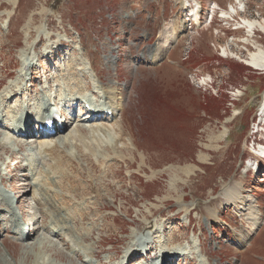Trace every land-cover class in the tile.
Returning a JSON list of instances; mask_svg holds the SVG:
<instances>
[{"label": "rangeland", "instance_id": "rangeland-1", "mask_svg": "<svg viewBox=\"0 0 264 264\" xmlns=\"http://www.w3.org/2000/svg\"><path fill=\"white\" fill-rule=\"evenodd\" d=\"M182 1L0 0V96L15 89L21 56L35 48L41 53L35 51L29 63L39 80L53 76L54 84L62 86L68 79L73 89L88 85L84 95L94 102L99 88L89 64L90 73L79 80L83 39L87 55L124 109L114 117L121 120L123 139L102 137L104 142L94 148H88L90 134L77 138L78 125L88 132L115 121L72 118L63 138L77 136L67 147L74 162L69 166L70 157H64L65 165L53 162L57 174L51 178L45 173L53 174L52 163L38 156L34 171L23 173L29 164L27 145L37 141L36 132L31 139L17 136L7 144L0 130V192L9 201L5 210L12 209L19 221L28 215L30 221L21 224L30 234L28 226L42 225L38 208L43 204L52 216L60 202L69 206L61 207L69 227L61 242L52 231L18 241L1 228L0 264H134L141 258L152 264L179 247L187 254L172 256V264H264V160L256 158L264 150H253L251 143L264 142V132L255 126L264 125V71L249 67L252 54L264 49V0H189L186 6ZM195 2L200 25L191 21ZM249 23H256L254 30ZM164 28L178 40L161 61L151 63L155 44L166 42ZM157 31L164 36L156 42ZM58 50L60 55H49ZM15 103L10 98L2 103L1 115H11ZM36 174L38 186L31 195ZM235 185L245 203L249 200L260 211V224L244 246L237 238L254 227L241 212L244 204L232 205L223 195ZM95 198L97 207L88 209ZM88 210L90 218L80 217ZM190 215V223L201 227L197 236L188 232ZM62 225L55 220L54 226ZM135 236L143 238L135 240L144 250L128 262L124 257ZM150 246L153 251L146 256Z\"/></svg>", "mask_w": 264, "mask_h": 264}, {"label": "bare ground", "instance_id": "bare-ground-1", "mask_svg": "<svg viewBox=\"0 0 264 264\" xmlns=\"http://www.w3.org/2000/svg\"><path fill=\"white\" fill-rule=\"evenodd\" d=\"M13 2H15V1H13ZM188 3H189V0H183L182 1V6H186ZM190 4L192 5L191 2H190ZM194 7H196V9L194 8V10H193L192 22L195 23V25H200L201 19H199L200 14H199V12L197 10L198 9V4L196 2H195V6ZM248 25H249L250 29L254 30L255 26H256V23H249ZM261 28L264 30V23H263V25H261ZM165 32H166L165 28H164V35L165 36L163 35L162 31L158 32L156 42L160 41L163 36H164V39L166 40V42H164V43H158V42L156 43L155 42L156 44L154 46L153 55H152V57L150 59L151 63H154V62H157V61L161 60V58L164 56L165 52L168 51L172 47V44L176 43V41L178 40V36L176 34H174L172 36H169V35L165 34ZM27 34L28 35H27L25 40H27V38L30 37V32H28ZM80 50L82 51V53H81V56L79 57V61L81 62L79 65H83V69L79 71L80 77H81V78H79V80H81V81L85 80V77L88 76V74L90 73V71L87 72L88 68H90L89 70L92 71V73L94 74L95 79H97L99 90H101L103 95H104V97L102 99L104 100L105 104H107L109 106V109H106V110H112L114 112V114H113V116L111 118L110 117H106L105 114L103 113L104 111L102 112V111H100L101 110L100 108L98 109V108H96V106L92 105V107H93L92 111L95 113V115H94V119L91 120V121H88V122L95 123V121H108L109 119H112L111 121H115L114 120L115 116H118V115L122 116L121 114H123V110L124 109H123L122 102L115 95L114 89L111 86H107L106 85L105 81L103 80V78L101 77L100 73L98 72L97 67L94 66L92 60L90 59L91 57L89 58V56L87 55L86 45H85L83 39L80 40ZM35 51H36L35 48L33 49V52L30 51L31 53L30 52L29 53L28 52L24 53V51H23L24 54L21 56V59H22V61L24 63L23 65L28 67L27 73H25V75H23L25 77V79L22 82H19V84L18 83L16 85L14 84V86H15L14 88L15 89H10L9 94L5 93L1 97L0 103L2 105L3 102L7 103L9 98L12 101L15 98H17V102L18 103L15 104V110L18 107H22L23 114L21 115V117H18V116L15 117L13 122L10 121L8 127L13 128L14 130L16 129V132H17L18 135H21L22 129L24 130V128L26 127V125L24 124V119H25L26 123H30V125L28 126V128H26V131H25V133H26L25 135L27 137L26 139H28L29 136L31 134H33V130L37 131V135L34 138L37 141L34 142L32 144V146L31 145H27V146H29L31 148L30 150L27 151L28 152V154H27V162L29 164L26 165L25 171H23V173H25L29 169L31 171H34V164L36 163V160L38 158H40L42 160L43 159L44 160L47 159L46 160L47 162L52 163L51 167H52V173H53V171L56 170V169L53 168V165H54L53 162H55V164H58V165H65L66 161H64V157H66V158L70 157L68 155L69 151H68L67 147H69L71 142H73L76 139L75 137H77V136L74 137V136L71 135V136L63 138L64 131L68 127L67 125H68V123L71 122L72 118L69 119L67 125H64L63 129H61L60 126L57 129V125H56V130H55L54 133H51V131L48 130V128L46 127V124H41L40 123V122H43L46 119V108H45V105L47 106L48 103L46 102L45 105H43V104H40L39 101H44V99H47V96L45 95V91L48 92V91H51V90L49 88L50 86H47L46 83H45V86H42V87L37 86V82H38L37 81V79H38L37 73L34 72L33 71V67L31 65H29L30 59L34 58L33 56H37V55H35ZM85 61H87L88 63H86ZM27 63H28V65H27ZM88 64H89V67L87 68ZM249 67H252V68H254L257 71H264V49H260L259 48V50L256 53L252 54L251 61L249 62ZM28 73H29V75H28ZM74 76L77 77V75L75 73H74ZM46 79H47V81H46L47 83H50V85L52 83V85H51V87L53 88L52 91H57L59 89L61 90V95H57L58 101L62 102V100H63L64 101L63 103H66V102L70 101V102H72V105H73V103H75V104L77 103L79 106H81L82 109H80V110H82V111H84V109H85V107H84L85 104H88L91 107L92 100L90 98H88L87 96H84V93L86 91L90 90V86L87 85V87L85 86L84 89L79 87V86H77V87H75L73 89L71 87V85H70L71 82L68 79L66 80V83L64 85H62V86H61V83L58 84V85L54 84L53 76L49 77V79L48 78H46ZM29 80H31V85H28L27 81H29ZM35 87L37 89H36V91H33L32 89H34ZM35 96L37 97L38 102H36L34 100H31L30 102H27L28 98L33 99V98H35ZM51 97H52V95H51ZM48 100L50 101V99H48ZM65 100H66V102H65ZM80 100H82V101H84L86 103L79 102ZM7 106H9V105H7ZM11 107H13V106H11ZM19 112H21V111H19ZM19 112H17V114H19ZM93 112L88 113L87 116L84 114V112H81L80 113L81 117H80V119H78V121L87 122L85 120L91 118ZM81 114H83V115H81ZM33 116L35 117V123H37L36 127L33 126V122H32L33 121ZM36 116H38V119H37ZM49 118H51V117L49 116ZM78 118H79V115H78ZM20 120L23 121V122H21L22 125L21 124L18 125L16 123L14 124V122L20 123ZM64 122L66 123V120ZM39 124L45 125V126H42L43 128L41 129V126ZM0 128H2L1 125H0ZM77 129L79 130V133H80V135H78L77 138H80V140H85L83 136L87 135V133L90 134L91 142H93V144L91 146H88V148H94V147L102 144L104 142L102 137L106 138V139H112V140H115V137H117V135H118L119 140H122L123 137H124V128L121 125V120H120L119 123H117V121L113 122V124L110 125V126L107 125V126L101 127V126L97 125L96 127H92L91 129H89L88 132H86L87 130H85V128L81 124L78 125ZM9 134H11V133L9 132ZM2 138H3L2 142H5L7 144L10 143V140H15L14 136L8 135V134H6L4 132L2 134ZM222 138H224V135H222V136H220L218 138L219 141H221ZM50 142H53V143H50ZM20 146H21L20 144L17 145V148H18V151L22 152V149L24 147L23 146L20 147ZM7 149L10 150L9 148H7ZM37 156H38V158H37ZM13 158H14V155H11V159H13ZM73 162H74V159H72L70 157V159L68 161L69 166H70V164H73ZM7 166L8 165H6V167ZM45 174H46L45 177L49 175V177L51 178L52 175H56L57 172H54L53 174H50V173L46 172ZM21 176H23V174H21ZM50 178H49L50 181L48 180V178H46V179L50 182V184H52V182H51L52 179H50ZM47 180H45V181H47ZM32 181H33L32 182V188L34 189V191L31 193V195H33V193L36 190V187L38 186L37 174L35 175V178L33 177ZM30 191H31V188H29V192ZM223 195H224V198L227 200V202L232 204V205L238 204L239 202L241 204H244L241 212H246L247 213L248 221L254 227V229L252 231L241 233L240 237L237 238L238 244L240 246H244V244L248 243L249 240L251 239L250 236L255 234V232H256L259 224H260V221H261V219L259 217L260 211H259V209H257L256 206L250 205V201L249 200H246L247 202L245 203V199H246L245 194L243 193L241 188H239V186H237V185H235L233 187H226V189L223 191ZM3 197L4 196H2V194L0 192V211L4 210L6 212L5 214H10L11 217L10 218L6 217V218L0 219V222L5 221L3 224H0V226L7 227L8 228L7 232L11 233L13 235V237L16 240L19 241V237L24 236L26 234V231H25L26 229L24 228L23 224H21V221H25V220L30 221L28 219L29 216L28 215H24L23 216L24 218H22L21 221H19V220L17 221L16 220L17 219L16 213L14 211H12V209L5 210L6 207L3 206V205L9 204V201L5 202ZM95 200H94L95 202L93 201L92 203H90V206H88V209L93 208V207H97V205L99 203V200L96 199V198H95ZM60 203L62 204L61 207H63V208L64 207H69L66 204L62 203V202H60ZM45 205H46V203L43 204L41 206V208H38V211H40L41 220L43 221L42 225L41 224L38 225V222H37L36 226H35V223H33V226H31V227L28 226V228H32V230L30 229L31 233L29 234V237H28L27 240L28 241H32L33 239L30 238V235L35 236L36 233H38L39 231L40 232H45L46 231L48 233L50 231H52L51 235L52 236L56 235V237L60 236L61 237L60 238V242H61L62 238L64 239L63 236L66 233V231H69V227L65 223V219L66 218L63 216V214L66 211L60 207V209L56 212V214H54V216H52V215L48 214L45 211V209H44ZM84 215H87L88 216L87 218H90L91 217L90 210L80 213V217L86 218V217H84ZM56 219H58V222H60L62 224H65L64 227H63V225H62V227L54 226ZM73 220H75V218H73ZM47 222H51V223L48 225ZM10 225H11V227H9ZM151 227H153L151 224L148 225L149 229ZM33 228H36V230L34 231ZM23 231H24V234H23ZM63 232H65V233H63ZM84 238L85 237H83V239ZM135 239L142 240L143 238L139 239V238H137V236H135L132 239V242L130 243L131 245L128 248L130 250L127 251V254L124 257L125 260L127 258H128V260H132L131 259L132 257H134L135 255L139 254L138 251L140 249L138 248V246H140V245L136 243L137 241ZM199 241H200V245H201V238L199 239ZM40 243L43 244V242H40ZM64 245H66V244H64ZM78 246H79V244L76 245V247H78ZM167 250H169V249H167ZM174 250H175V252H174L173 257L174 256L178 257V255H180V254H183V255L187 254L185 252H181L182 250H181L180 247L177 248V249L174 248ZM69 251H71L72 253H76V250H75L74 247H70ZM201 251H202V254H203L202 246H201ZM82 253L83 254H81V255H84V251ZM88 255L90 257L89 256H87V257L95 259L96 261L99 262V257L97 255H92V253H90ZM161 256H162L161 257L162 261L165 262L166 264H168L169 259L171 258L170 254H165L163 252ZM144 263H145L144 258H141L140 260H138L134 264H144ZM86 264H92V261L88 262ZM208 264H210V263H208Z\"/></svg>", "mask_w": 264, "mask_h": 264}, {"label": "water", "instance_id": "water-1", "mask_svg": "<svg viewBox=\"0 0 264 264\" xmlns=\"http://www.w3.org/2000/svg\"><path fill=\"white\" fill-rule=\"evenodd\" d=\"M57 1H59V0H55V2H57Z\"/></svg>", "mask_w": 264, "mask_h": 264}]
</instances>
